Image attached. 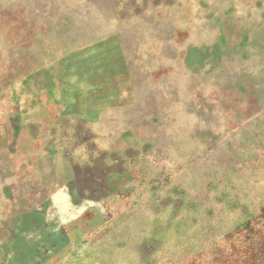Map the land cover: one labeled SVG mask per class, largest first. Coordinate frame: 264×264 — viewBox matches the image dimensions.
Wrapping results in <instances>:
<instances>
[{"label":"rangeland","instance_id":"obj_1","mask_svg":"<svg viewBox=\"0 0 264 264\" xmlns=\"http://www.w3.org/2000/svg\"><path fill=\"white\" fill-rule=\"evenodd\" d=\"M15 1L0 264H241L264 234V0H121V21L117 0ZM104 33L120 54L87 48Z\"/></svg>","mask_w":264,"mask_h":264},{"label":"crops","instance_id":"obj_2","mask_svg":"<svg viewBox=\"0 0 264 264\" xmlns=\"http://www.w3.org/2000/svg\"><path fill=\"white\" fill-rule=\"evenodd\" d=\"M52 1H55V0H52ZM56 1L58 3V0H56ZM15 2H16L15 0H0V10L5 9L7 6L9 7L11 4H13ZM59 3L63 4V2H59ZM116 3H117V6L120 10L119 15L117 14V19L120 21L124 20V17L126 16L127 11L132 12L134 10L133 6H127L125 3L123 4L121 2V0H117ZM49 18L51 19V21H53L55 19V15H53V16L49 15ZM104 21L106 22V20H104ZM145 29H146V31L150 32L153 28L147 26ZM90 39H92V38H90ZM93 39H96L97 41L95 43L87 45V48L93 47L92 48L93 50L103 51L102 53H106V51L108 49V45H109V48H111V46H112L110 41H115L114 42L115 43L114 48L118 50L119 54L121 53V51H120L121 50V47H120L121 46V43H120L121 36L119 34H117V33H110V34L104 33L102 36H97L96 38H93ZM74 49H75V47H74ZM83 49H85V46L83 47ZM72 53H74V52H72ZM70 54H71L70 52L69 53L67 52L65 54L61 53V55H63V56H65V55L68 56ZM234 98H236V97H234ZM244 100L245 99L242 98L243 103H244ZM227 103L229 105H228L227 109L225 110V113L227 114L228 117H232V119H234L235 118L234 111L239 110V108L242 106H240V104L238 105V103L235 101V99H233V101H227ZM235 106H236V110H235Z\"/></svg>","mask_w":264,"mask_h":264},{"label":"trees","instance_id":"obj_3","mask_svg":"<svg viewBox=\"0 0 264 264\" xmlns=\"http://www.w3.org/2000/svg\"><path fill=\"white\" fill-rule=\"evenodd\" d=\"M253 225L258 226L259 224L255 223ZM261 231H263L262 225L261 227H258V231L255 230V226H252L251 229L247 230V233L249 232L250 234V239L249 243L244 248L243 262L241 264H264V234L261 235L259 239H255L257 233H261Z\"/></svg>","mask_w":264,"mask_h":264}]
</instances>
